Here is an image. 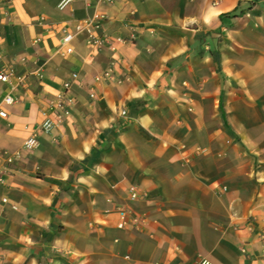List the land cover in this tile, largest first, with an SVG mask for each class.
<instances>
[{
  "label": "crops",
  "instance_id": "1",
  "mask_svg": "<svg viewBox=\"0 0 264 264\" xmlns=\"http://www.w3.org/2000/svg\"><path fill=\"white\" fill-rule=\"evenodd\" d=\"M60 1L0 0V74L14 72L0 81V157L22 155L0 181V264H264V90L245 111L204 88L193 105L174 98L216 75L191 69V48L262 27L264 0ZM96 14L98 34L136 40L93 48L76 26ZM113 58L131 84L96 81ZM66 85L70 115L44 131Z\"/></svg>",
  "mask_w": 264,
  "mask_h": 264
},
{
  "label": "rangeland",
  "instance_id": "2",
  "mask_svg": "<svg viewBox=\"0 0 264 264\" xmlns=\"http://www.w3.org/2000/svg\"><path fill=\"white\" fill-rule=\"evenodd\" d=\"M243 27L242 32L218 37L212 36L210 31L203 35L199 45L191 48V69L216 70V75L181 82L183 89L174 95L177 103L193 105L192 98H197L196 89L202 91V88L206 92L220 94L228 107L235 101H241V111H245L247 98L257 100L256 94L264 90V25ZM126 82L132 83L130 80Z\"/></svg>",
  "mask_w": 264,
  "mask_h": 264
},
{
  "label": "built area",
  "instance_id": "3",
  "mask_svg": "<svg viewBox=\"0 0 264 264\" xmlns=\"http://www.w3.org/2000/svg\"><path fill=\"white\" fill-rule=\"evenodd\" d=\"M74 0H61L58 7L60 9H64L68 5H70ZM115 1V0H110ZM41 20L43 21L44 18L42 17ZM106 20V15L96 14L91 18H87L81 20L77 23L76 32H83L86 31L88 33V42L93 48H101V47H110L112 50L116 51L117 46H124L127 43H133L137 38V31L132 30L131 34L128 37H116L113 38L107 35H100L96 32V29L99 28L100 23ZM74 39V34L67 31H61V38L60 44L63 49L64 54H71L73 53L72 41ZM40 41L37 39L36 42ZM120 67V61L116 58H113L110 63L109 67L100 75L95 77L97 82L109 84H122L123 81L128 79L127 75L125 77H120L118 75V69ZM14 75L13 70H10L8 73L0 74V81L7 82L9 81L10 77ZM73 78H78L76 73L73 74ZM20 80H23L24 77H20ZM68 85H66L65 90L58 95L55 102L52 103L50 110L44 113L45 121L42 125L44 131H51L55 128L59 123L62 122L64 118L70 115L72 106L74 104V98L69 95L68 93ZM93 97V95H91ZM16 102V97L12 94L7 95L4 100L3 104L5 105H12ZM126 113L123 111L122 115ZM0 116L7 117V113L3 108H0ZM38 144L37 138L35 136L29 138L25 144V149H33ZM22 158L20 152H16L13 154H7L5 157H0V181L2 180V176L7 173L12 166L16 165ZM129 198L134 201H139L146 199L147 192L137 186H131L129 188ZM121 221L118 225L119 228H124L130 221L128 218V214L125 211L120 212ZM244 251V250H243ZM196 264H210L204 257H199V260Z\"/></svg>",
  "mask_w": 264,
  "mask_h": 264
},
{
  "label": "trees",
  "instance_id": "4",
  "mask_svg": "<svg viewBox=\"0 0 264 264\" xmlns=\"http://www.w3.org/2000/svg\"><path fill=\"white\" fill-rule=\"evenodd\" d=\"M222 113H223V110H222ZM225 115V114H224Z\"/></svg>",
  "mask_w": 264,
  "mask_h": 264
}]
</instances>
